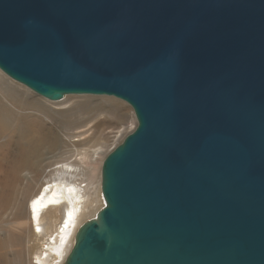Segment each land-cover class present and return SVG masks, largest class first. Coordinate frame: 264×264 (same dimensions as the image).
<instances>
[{
  "label": "water",
  "instance_id": "obj_1",
  "mask_svg": "<svg viewBox=\"0 0 264 264\" xmlns=\"http://www.w3.org/2000/svg\"><path fill=\"white\" fill-rule=\"evenodd\" d=\"M0 69L135 111L64 264H264V0H0Z\"/></svg>",
  "mask_w": 264,
  "mask_h": 264
},
{
  "label": "rangeland",
  "instance_id": "obj_2",
  "mask_svg": "<svg viewBox=\"0 0 264 264\" xmlns=\"http://www.w3.org/2000/svg\"><path fill=\"white\" fill-rule=\"evenodd\" d=\"M71 95L78 107L71 110L62 107L63 113H56V100L36 94L0 69V111L9 116L6 126L0 120V264H34L32 258L37 241L30 237L25 227L23 231H17L8 222L14 221L16 215H22L21 201L33 189L39 190L46 180L41 178L32 186L24 187L18 170L20 164L14 154L17 147L23 148L22 152L28 155L25 143L30 137L47 138L46 157L52 163L51 168L61 167L63 161L81 166L93 183L91 191L95 192L102 189V165L106 156L137 126L135 111L120 98L95 94ZM87 96L91 98H85ZM103 97L112 100H104ZM76 138L79 139L74 140ZM11 147L13 163L10 161ZM98 147L101 149L96 155L94 150ZM93 158L95 162H91ZM12 179L13 185L8 183ZM36 198L38 196L33 201ZM98 204L102 203L95 201L93 206ZM42 226L44 229L51 227L49 218L43 220ZM29 227L32 230V225ZM35 228L40 232L38 227Z\"/></svg>",
  "mask_w": 264,
  "mask_h": 264
},
{
  "label": "bare ground",
  "instance_id": "obj_3",
  "mask_svg": "<svg viewBox=\"0 0 264 264\" xmlns=\"http://www.w3.org/2000/svg\"><path fill=\"white\" fill-rule=\"evenodd\" d=\"M85 98L90 99L91 97ZM102 99L112 100L106 97ZM73 101L71 94L66 95L61 100H56L55 104L58 109H54V111L63 113L62 107L69 108V110L75 109L79 104ZM0 120L5 126L8 125V113L0 111ZM35 127L38 129L37 126ZM47 144L48 140L45 137L36 136L34 139L30 137L25 143L28 148V155L22 152L23 148H19L20 146L14 153L20 164L18 170L24 187L32 186L41 178L46 181L39 190L33 189L32 193L21 201L22 215H16L15 220L8 223L11 224V228L17 231L28 229L30 237L37 241L32 258L34 264H64L74 245L80 225L88 218H93L105 202L102 189L95 192L91 191L93 183L90 177L88 178L86 175V169L68 161H63L61 167L51 168L52 163L47 161L48 158L46 157L48 156ZM100 149L101 147L96 148L94 154L98 155ZM14 154L12 148V160L10 159L12 163ZM93 159L91 162H95V158ZM8 183L13 185V179ZM40 193L41 196L39 197L38 194ZM36 196L38 199L33 201ZM95 201L102 204L93 206ZM91 206L93 207L90 209ZM42 208L43 210L46 209L44 214H41ZM46 218H49L51 223V227L48 229H44L42 226V222ZM29 225H32V230ZM35 227H38L40 232H37ZM40 233L42 234L40 235Z\"/></svg>",
  "mask_w": 264,
  "mask_h": 264
},
{
  "label": "clouds",
  "instance_id": "obj_4",
  "mask_svg": "<svg viewBox=\"0 0 264 264\" xmlns=\"http://www.w3.org/2000/svg\"><path fill=\"white\" fill-rule=\"evenodd\" d=\"M32 202V201H31ZM43 210V209H42ZM42 210H41V214H42Z\"/></svg>",
  "mask_w": 264,
  "mask_h": 264
}]
</instances>
